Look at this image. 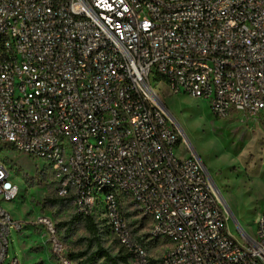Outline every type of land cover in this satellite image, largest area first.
<instances>
[{
	"label": "built area",
	"instance_id": "obj_1",
	"mask_svg": "<svg viewBox=\"0 0 264 264\" xmlns=\"http://www.w3.org/2000/svg\"><path fill=\"white\" fill-rule=\"evenodd\" d=\"M154 82L264 128V0H0V143L44 160L58 196L104 224L131 264H264V209L255 232L231 233ZM19 192L0 165V197ZM144 217L147 240L133 228ZM37 223L75 264L51 216ZM13 226L0 203V264H22L8 261Z\"/></svg>",
	"mask_w": 264,
	"mask_h": 264
},
{
	"label": "rangeland",
	"instance_id": "obj_2",
	"mask_svg": "<svg viewBox=\"0 0 264 264\" xmlns=\"http://www.w3.org/2000/svg\"><path fill=\"white\" fill-rule=\"evenodd\" d=\"M165 107L174 116L182 132L209 170L221 192V201L227 211L231 233L241 240L239 229L253 233L256 221L264 209V128L249 115L236 114L232 118H218L204 99L186 94H174L168 87L154 82ZM181 145L179 156L189 153ZM0 165L10 169L11 180L19 185L20 192L13 201L0 197L2 207L20 224L13 226L9 238L8 261L17 258L22 264H62L52 254L46 237L38 225L40 215H49L58 225L67 222L79 212L70 202L50 205L47 199H60L53 176L45 168V161L18 153L10 145L0 143ZM96 222H100L96 220ZM101 228L102 245L114 256L127 255L104 224ZM148 222L140 228L135 222L136 236L149 238ZM68 254L80 253L87 248L91 236L83 222L71 233L59 229ZM160 248V247H159ZM154 256L160 254L154 249ZM83 259H74L80 264ZM127 264H131L128 258Z\"/></svg>",
	"mask_w": 264,
	"mask_h": 264
},
{
	"label": "trees",
	"instance_id": "obj_3",
	"mask_svg": "<svg viewBox=\"0 0 264 264\" xmlns=\"http://www.w3.org/2000/svg\"><path fill=\"white\" fill-rule=\"evenodd\" d=\"M70 202V200L60 198V199H47L45 203L50 205L63 204L65 202ZM83 222L85 228L88 230L91 239L88 241L87 248L80 253L69 254L71 259H83L80 264H127L129 255H118L114 256L107 248L102 245L101 240V228L99 223L93 217L83 215L82 213H76L73 218L67 222L59 223L58 229L65 227L66 233H71L77 224ZM147 224V218L144 217L139 220V227L143 228ZM134 232H136L134 228ZM147 235V234H145ZM148 236V235H147ZM138 240L144 244V241L138 237Z\"/></svg>",
	"mask_w": 264,
	"mask_h": 264
},
{
	"label": "bare ground",
	"instance_id": "obj_4",
	"mask_svg": "<svg viewBox=\"0 0 264 264\" xmlns=\"http://www.w3.org/2000/svg\"><path fill=\"white\" fill-rule=\"evenodd\" d=\"M217 187H218V185H217Z\"/></svg>",
	"mask_w": 264,
	"mask_h": 264
}]
</instances>
